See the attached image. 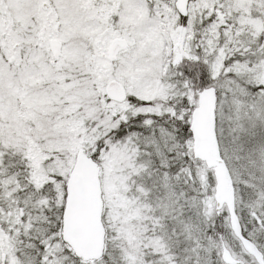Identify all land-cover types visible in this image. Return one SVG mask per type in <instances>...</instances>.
<instances>
[{
    "label": "snow or ice",
    "instance_id": "snow-or-ice-1",
    "mask_svg": "<svg viewBox=\"0 0 264 264\" xmlns=\"http://www.w3.org/2000/svg\"><path fill=\"white\" fill-rule=\"evenodd\" d=\"M0 264H264V0H0Z\"/></svg>",
    "mask_w": 264,
    "mask_h": 264
}]
</instances>
